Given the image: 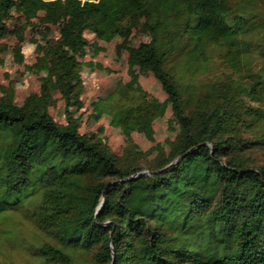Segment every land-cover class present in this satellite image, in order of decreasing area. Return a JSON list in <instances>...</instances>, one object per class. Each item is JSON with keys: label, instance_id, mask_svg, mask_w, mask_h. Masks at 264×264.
<instances>
[{"label": "trees", "instance_id": "1", "mask_svg": "<svg viewBox=\"0 0 264 264\" xmlns=\"http://www.w3.org/2000/svg\"><path fill=\"white\" fill-rule=\"evenodd\" d=\"M20 2L64 18L44 49L66 122L48 81L23 104L0 93V235L32 226L36 240L20 242L36 264H264V0H0V29ZM136 17L150 39L130 60L179 123L153 158L133 140L117 153L71 109L86 32L108 40ZM115 93L111 123L150 132L163 104L140 86Z\"/></svg>", "mask_w": 264, "mask_h": 264}, {"label": "rangeland", "instance_id": "2", "mask_svg": "<svg viewBox=\"0 0 264 264\" xmlns=\"http://www.w3.org/2000/svg\"><path fill=\"white\" fill-rule=\"evenodd\" d=\"M23 7V3H18L0 29V93L4 94L12 87L15 101L23 104L29 95L41 94L48 81L50 94L56 99L50 112L57 121L66 122L65 102L55 82L57 63L55 57L44 49L49 39L61 35L64 18L50 15L44 9L30 12ZM86 36L89 42L78 53L82 69L76 78L83 93L71 105L74 115L81 116V131L106 136L119 154L128 140H133L149 158L168 150L170 141L179 132L170 98L150 70L130 60L139 43L150 39L143 18H134L124 34L108 40L91 31H87ZM192 45L190 41L187 48ZM179 61L180 58L172 57L167 66L172 68ZM120 83L129 88L140 86L149 98L163 104V112L152 121L150 132L111 123L109 103L116 99L115 92ZM258 158L264 159V154L260 153ZM36 238L35 229L28 225L18 230L17 239L8 237L6 240L0 235V264H36L31 252L20 242Z\"/></svg>", "mask_w": 264, "mask_h": 264}, {"label": "water", "instance_id": "3", "mask_svg": "<svg viewBox=\"0 0 264 264\" xmlns=\"http://www.w3.org/2000/svg\"><path fill=\"white\" fill-rule=\"evenodd\" d=\"M182 158H183V156H180V157L177 158L174 162H172L171 164H169L168 166L164 167L163 169H161V170H159V171H166L167 169H169V167H170L171 165L180 162ZM147 172H148V171L145 170V171L140 172L139 174H140V175H143V174H145V173H147Z\"/></svg>", "mask_w": 264, "mask_h": 264}]
</instances>
